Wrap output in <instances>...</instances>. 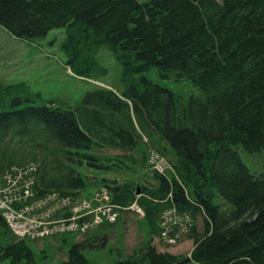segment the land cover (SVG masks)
Instances as JSON below:
<instances>
[{"label":"trees","instance_id":"obj_1","mask_svg":"<svg viewBox=\"0 0 264 264\" xmlns=\"http://www.w3.org/2000/svg\"><path fill=\"white\" fill-rule=\"evenodd\" d=\"M0 25L28 40L65 29L66 64L94 81L108 73L98 59L105 47L123 84L97 85L71 105L0 82V175L38 163L37 196L79 195L93 184L86 171L137 167L146 183L96 180L113 202H138L149 225V240L114 264H264V172L240 154L264 151V0H0ZM151 151L172 169L151 171ZM173 209L185 218L190 253L154 244ZM0 233V260L37 264L31 239L17 238L1 213ZM93 233L62 264H88L90 240L108 242Z\"/></svg>","mask_w":264,"mask_h":264},{"label":"rangeland","instance_id":"obj_2","mask_svg":"<svg viewBox=\"0 0 264 264\" xmlns=\"http://www.w3.org/2000/svg\"><path fill=\"white\" fill-rule=\"evenodd\" d=\"M64 37L65 29L55 28L43 37L28 40L14 36L0 25V82L5 84L23 82L33 92L40 93L47 100H57L71 105L81 102L86 93L95 89L97 85L111 87L116 90L123 89L121 81L122 66L105 47L100 48L98 51L99 61L108 68L107 75L100 78L101 82L74 74L66 64V55L61 48ZM150 77L154 79L157 77L156 73L155 76L151 73ZM162 83L176 93L184 94L189 89V84L185 82L165 81ZM103 153L106 156H119L121 151L107 149ZM240 154L251 172L255 174L264 172V151L256 152V154L240 151ZM37 165L38 163L34 162L27 164L28 167H37ZM21 167L25 166L15 165L12 168L21 169ZM86 172L93 184L87 183L86 189H83L79 196H87L95 191L99 187L96 180L102 177L120 183L133 180L146 183L144 171L134 166L132 169ZM174 219L175 216H172V220ZM197 221L198 229L202 230L204 222L202 216H198ZM162 222H164V219L160 218L162 227L160 234L163 230ZM93 232L92 235H108L107 244L93 247V244H101V240L91 242L94 237L76 233H68L44 240H28V243L35 252L37 264H62L68 258L70 248L74 242L90 237L91 240L84 249L88 264H114L120 257L125 258L135 248H140L150 237L148 223L143 216L137 215L132 210L126 211L115 224H103L93 229ZM2 238L4 237H1L0 233V241H2ZM154 244L161 252L167 251L177 255L190 253L194 246L193 241L188 237H184V235L176 244L168 245L162 240L161 234L154 237ZM0 264H11V262L10 259L0 260Z\"/></svg>","mask_w":264,"mask_h":264},{"label":"built area","instance_id":"obj_3","mask_svg":"<svg viewBox=\"0 0 264 264\" xmlns=\"http://www.w3.org/2000/svg\"><path fill=\"white\" fill-rule=\"evenodd\" d=\"M149 158L154 171L166 173L172 169L156 151H151ZM28 166L12 168L0 175V213L18 238L43 240L68 233L84 235L100 225L114 224L126 211L145 215L138 202L129 207L113 202L111 191L105 186L89 197L57 191L37 196L34 189L37 167ZM163 219L162 240L174 245L188 229L185 218L176 215L173 209L165 211Z\"/></svg>","mask_w":264,"mask_h":264},{"label":"water","instance_id":"obj_4","mask_svg":"<svg viewBox=\"0 0 264 264\" xmlns=\"http://www.w3.org/2000/svg\"><path fill=\"white\" fill-rule=\"evenodd\" d=\"M141 193V191H140V189L138 188V194H140Z\"/></svg>","mask_w":264,"mask_h":264},{"label":"crops","instance_id":"obj_5","mask_svg":"<svg viewBox=\"0 0 264 264\" xmlns=\"http://www.w3.org/2000/svg\"><path fill=\"white\" fill-rule=\"evenodd\" d=\"M93 192H94V191H93ZM93 192H92V193H93ZM92 193H91L90 195H92ZM87 196H89V195H87Z\"/></svg>","mask_w":264,"mask_h":264}]
</instances>
